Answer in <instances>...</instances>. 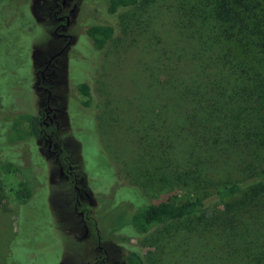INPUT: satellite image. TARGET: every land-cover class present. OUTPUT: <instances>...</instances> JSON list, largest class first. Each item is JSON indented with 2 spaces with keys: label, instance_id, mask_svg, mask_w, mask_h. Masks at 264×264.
I'll list each match as a JSON object with an SVG mask.
<instances>
[{
  "label": "rangeland",
  "instance_id": "1",
  "mask_svg": "<svg viewBox=\"0 0 264 264\" xmlns=\"http://www.w3.org/2000/svg\"><path fill=\"white\" fill-rule=\"evenodd\" d=\"M63 1L0 0V164L20 165L34 192L19 205L0 173V264H126L133 250L146 264H214L211 243L198 249L189 237L196 219L144 238L129 225L139 207L166 194L211 196L206 212L220 210L216 188L244 178L223 165L212 173L204 167V180L179 169L193 137L172 130L180 112L164 92L170 69L193 48L184 34L190 6L141 0L111 15L108 0H66L61 8ZM97 23L116 28L103 51L87 35ZM83 83L92 87L89 108L78 91ZM21 113L43 115L45 132L9 145ZM61 166L73 167L71 182ZM75 186L88 194L78 208Z\"/></svg>",
  "mask_w": 264,
  "mask_h": 264
},
{
  "label": "trees",
  "instance_id": "2",
  "mask_svg": "<svg viewBox=\"0 0 264 264\" xmlns=\"http://www.w3.org/2000/svg\"><path fill=\"white\" fill-rule=\"evenodd\" d=\"M182 1L190 6L184 34L193 48L179 58L184 67L175 68L174 63L170 69L164 92L169 106L180 112L172 130L187 129L193 137L187 150L181 151L191 153L179 169L189 167L193 171L188 179L204 180L209 176L205 169L212 173L223 165L244 178L216 188L214 199L222 205L220 210L206 212L211 196L166 194L139 207L129 225L135 236L144 238L158 227L196 219L189 237L198 249L202 242L211 243L214 264H264V0H192L190 5V0ZM140 3L108 0V12L115 15ZM87 35L95 49L103 51L115 40L116 28L97 23ZM78 91L82 105L91 107L92 87L83 83ZM42 116L18 114L6 136L8 144L40 138ZM0 173L19 205L31 200L33 187L20 165L3 161ZM173 177L188 180L175 172ZM112 191L107 188L106 197ZM126 264H146V260L140 250H133Z\"/></svg>",
  "mask_w": 264,
  "mask_h": 264
},
{
  "label": "flooded vegetation",
  "instance_id": "3",
  "mask_svg": "<svg viewBox=\"0 0 264 264\" xmlns=\"http://www.w3.org/2000/svg\"><path fill=\"white\" fill-rule=\"evenodd\" d=\"M58 6H61V8H64L66 7L67 5V1L64 0L61 4H58ZM59 20H62V18H60ZM44 127V126H43ZM43 132H45V130H42L41 131V135L43 134ZM51 144H49V147L51 148ZM60 173H61V176L65 178V180L67 182H71V177H72V174H73V167H70L69 170H65V166H61L60 168ZM75 180V179H73ZM75 182V181H72V183ZM75 194L77 196L76 200H77V205L75 206L76 208H78V206L81 205V200L84 198V196H88V194H83V192L81 191V189H79L77 186H75Z\"/></svg>",
  "mask_w": 264,
  "mask_h": 264
}]
</instances>
